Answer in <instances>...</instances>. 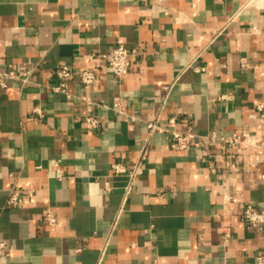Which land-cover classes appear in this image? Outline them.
Returning a JSON list of instances; mask_svg holds the SVG:
<instances>
[{
    "label": "crops",
    "instance_id": "0c3cea01",
    "mask_svg": "<svg viewBox=\"0 0 264 264\" xmlns=\"http://www.w3.org/2000/svg\"><path fill=\"white\" fill-rule=\"evenodd\" d=\"M255 2L0 0V71L17 74L0 87V238L10 247L0 264H255L264 224L244 219L248 202L264 209V34L253 31L264 28V6ZM119 44L133 61L122 81L102 56ZM196 56L205 71L186 69ZM63 66L71 98L50 90ZM84 68L96 73L87 90ZM157 119L191 128L198 144L179 150L170 133H154L126 196L129 175L113 164L132 170ZM244 128L251 144L211 138ZM224 181L236 201L225 200ZM11 189L23 197L7 205Z\"/></svg>",
    "mask_w": 264,
    "mask_h": 264
},
{
    "label": "built area",
    "instance_id": "2783aa9c",
    "mask_svg": "<svg viewBox=\"0 0 264 264\" xmlns=\"http://www.w3.org/2000/svg\"><path fill=\"white\" fill-rule=\"evenodd\" d=\"M253 2H255L253 0ZM258 5L264 6V1L261 3H257ZM235 16H233L231 19H234ZM253 31L257 33L264 34V28H257L253 27ZM103 58L108 63V66L112 70L115 77L118 79V81H122L125 76H127L130 72L131 66H132V56L128 48H126L123 44H119L115 46L112 50H110L107 53L102 54ZM197 60V56L187 65L186 69L188 68H194L196 71H205L206 68L201 65H195L194 63ZM23 75H27V72H24ZM56 76L59 79V83L57 85H53L50 87L51 91L55 92H62L64 93L68 98H71L73 94L69 90V81L72 77V70L69 66H63L60 69L57 70ZM17 78V74L14 70H6V71H0V87H6L7 86V80L8 79H14ZM81 82L84 86V88L87 90L92 84L96 81V73L94 69L92 68H84L81 70ZM81 99L85 102L86 108L88 111V115L86 117L87 122H89L93 127L98 126L99 119H97L95 116L92 115V109L94 102L89 98V96L84 93L81 96ZM108 107V105H104ZM114 108H118V111L121 114L128 115L132 121H135L137 119L136 115L134 114H128L126 111L121 109L120 102H116L113 105ZM259 110L264 109V104H260L257 106ZM33 111L38 114L40 117H44L45 113L40 105H37L34 107ZM171 123H175V119H170ZM156 132L159 133H170L175 147L179 150L189 149L198 144V134L195 133L191 128H188L186 130H180L177 128L169 129L159 123V120L155 121H149L147 122V136L144 139L140 154L138 156V159L136 163L133 165L132 170H128L127 166L120 162H115L113 164V169L115 173L117 174H125L127 173L129 175V184L126 186V193L127 196L132 189V184L136 180L139 171L141 169V166L144 162V160L149 155V145H150V139L152 135ZM211 138L215 141H220L229 148L236 147L242 144H251L250 142V134L246 128H244L241 132H235L232 135L229 136H216L213 134ZM56 165V176L59 178H62L64 175L63 170L60 168L58 164ZM235 166V164L233 165ZM107 190H110V186H106ZM222 191L223 195L226 201H236L237 199L231 196L229 193L230 188L228 181L222 182ZM23 194L20 190L17 189H11L10 193L7 198V205H14L19 203L22 200ZM45 220L54 223L56 221L55 216L53 215V209L51 207H48L45 212L44 216ZM244 219L254 227L261 226L264 224V209H256L250 202H248L245 206V212H244ZM10 250V247L4 239L0 238V255H5ZM255 264H264V251L259 253L256 256V262Z\"/></svg>",
    "mask_w": 264,
    "mask_h": 264
},
{
    "label": "bare ground",
    "instance_id": "6f19581e",
    "mask_svg": "<svg viewBox=\"0 0 264 264\" xmlns=\"http://www.w3.org/2000/svg\"><path fill=\"white\" fill-rule=\"evenodd\" d=\"M257 3H259V0L257 1Z\"/></svg>",
    "mask_w": 264,
    "mask_h": 264
}]
</instances>
